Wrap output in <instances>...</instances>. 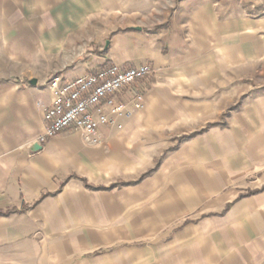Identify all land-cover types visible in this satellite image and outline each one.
I'll return each mask as SVG.
<instances>
[{"label": "crops", "instance_id": "obj_1", "mask_svg": "<svg viewBox=\"0 0 264 264\" xmlns=\"http://www.w3.org/2000/svg\"><path fill=\"white\" fill-rule=\"evenodd\" d=\"M164 1L0 0V264H264V16ZM146 62L99 142L37 143L53 74Z\"/></svg>", "mask_w": 264, "mask_h": 264}, {"label": "built area", "instance_id": "obj_2", "mask_svg": "<svg viewBox=\"0 0 264 264\" xmlns=\"http://www.w3.org/2000/svg\"><path fill=\"white\" fill-rule=\"evenodd\" d=\"M155 73L150 63L139 66H121L108 63L97 70L77 75L71 79L53 74L47 81L52 101L44 113L45 131L37 143L44 144L68 128L83 132L88 142L101 140L100 127L115 123L116 117L133 113L126 100H119L121 93H130L134 109L144 106L142 90L136 83Z\"/></svg>", "mask_w": 264, "mask_h": 264}, {"label": "rangeland", "instance_id": "obj_3", "mask_svg": "<svg viewBox=\"0 0 264 264\" xmlns=\"http://www.w3.org/2000/svg\"><path fill=\"white\" fill-rule=\"evenodd\" d=\"M175 0H165V3L173 4ZM218 4L226 3L229 7H233L235 12L247 15L250 17L264 16V0H217ZM145 0H139L143 3ZM150 78V77H149ZM254 191V190H252ZM251 191V192H252Z\"/></svg>", "mask_w": 264, "mask_h": 264}, {"label": "water", "instance_id": "obj_4", "mask_svg": "<svg viewBox=\"0 0 264 264\" xmlns=\"http://www.w3.org/2000/svg\"><path fill=\"white\" fill-rule=\"evenodd\" d=\"M33 83H35V81H33Z\"/></svg>", "mask_w": 264, "mask_h": 264}]
</instances>
